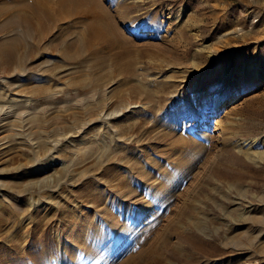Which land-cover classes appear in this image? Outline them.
Wrapping results in <instances>:
<instances>
[{"label": "rangeland", "instance_id": "1", "mask_svg": "<svg viewBox=\"0 0 264 264\" xmlns=\"http://www.w3.org/2000/svg\"><path fill=\"white\" fill-rule=\"evenodd\" d=\"M101 1L133 47L123 76L63 61L78 35L56 29L53 75L0 66V264H264V159L245 152L264 144H236L264 139V0Z\"/></svg>", "mask_w": 264, "mask_h": 264}, {"label": "bare ground", "instance_id": "2", "mask_svg": "<svg viewBox=\"0 0 264 264\" xmlns=\"http://www.w3.org/2000/svg\"><path fill=\"white\" fill-rule=\"evenodd\" d=\"M118 9L119 8H117V10ZM114 16L112 11L106 7L101 0H0V32L3 31V33L0 34V66L7 72L8 76H11V78L4 77L3 80H13V78L19 77L22 81L29 82V80L35 81L38 78H42L44 75H53L48 68L50 63L49 60H42L41 57V53L47 51V47L42 45L41 41L44 37H48L47 39L50 40V32L53 29H56L57 32L63 31L64 34L69 32L75 33L76 36L78 35V38H75L76 40L64 41L67 47L66 49L71 50V48H74L76 54H70L64 49L61 52V59L63 61H73L77 57L75 55L84 53L86 54L84 59L87 60L86 63L89 64V67H98L101 69L100 67H104L105 63L110 60L112 61L113 68L117 69L121 76H123L132 69V56L134 51L129 38L121 30L118 23L123 17H118L117 21ZM76 19L81 21L80 26L72 27V24H67ZM79 21L72 22L73 24L79 25ZM63 29L66 30L64 31ZM127 30H133L132 26L129 25ZM30 62H34L33 65H29ZM34 68H36V71L40 72L31 75L33 74L32 71ZM99 75H92L88 78L79 79L75 84L81 83V85H83L86 83V80H88L89 83L96 82L99 79ZM16 83L19 84L17 79ZM129 83V81L125 80L123 84L128 85ZM7 86V90L9 91V89L19 85L11 87L10 83L9 85H5V87ZM39 89V87H31L30 91H15L13 94L17 96L21 94L33 95L36 94ZM146 95L149 97L150 92L146 91ZM82 102L80 105L85 108V101ZM136 106H138V104L131 102L128 103L123 110L111 111L108 113H105L107 110L101 109L99 115L107 119L111 114L114 116L116 113L118 116L122 114L123 111L127 112L130 108ZM218 125L219 124L216 123V126ZM220 128L219 131L221 132L218 133V136L223 141L222 143H224L225 140L228 139V136L225 135L224 129ZM260 143L263 145L264 139L260 141L257 140V138L249 139L244 143L236 141L239 148L246 147L247 149L249 147H256ZM245 152L253 161L260 162L264 159V147L261 149L255 148L254 150L248 149ZM129 167L140 177L144 179L148 178V175L141 168L139 169L138 165L135 163H129ZM113 189L118 191L120 190V186H116ZM130 190L132 189L127 187L125 191L126 194L130 195ZM133 194L136 195L134 192ZM143 204L146 205V202H143ZM194 225L199 227L197 222H195ZM185 240L187 241V238Z\"/></svg>", "mask_w": 264, "mask_h": 264}]
</instances>
